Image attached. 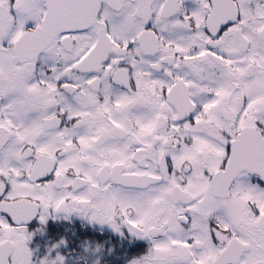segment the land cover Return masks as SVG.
<instances>
[{"label":"snow or ice","instance_id":"1","mask_svg":"<svg viewBox=\"0 0 264 264\" xmlns=\"http://www.w3.org/2000/svg\"><path fill=\"white\" fill-rule=\"evenodd\" d=\"M72 218L264 264V0H0V264H106Z\"/></svg>","mask_w":264,"mask_h":264},{"label":"rangeland","instance_id":"2","mask_svg":"<svg viewBox=\"0 0 264 264\" xmlns=\"http://www.w3.org/2000/svg\"><path fill=\"white\" fill-rule=\"evenodd\" d=\"M72 219L79 221L76 218H72ZM55 228H58V227L55 226L54 229ZM68 228H71V227H67L66 229H68ZM104 231H106V230H104ZM101 237H105V236H101ZM60 238H63L66 241V244L68 245V247H65L62 249V251L65 253H71L73 251V248L77 247L79 245V241L76 239V236L72 235V233L66 234V232H53V233H48L43 237H36L33 246L39 247L41 251H44L45 245L55 243L56 240L60 239ZM110 241L112 243L108 244V245L99 244L98 242H96V243L90 242V246L92 248H95L97 245H99L101 247V250L104 252V254H105V250H107L109 252V249H111V251L114 252V255H115L114 258L115 259L125 257L129 254L137 253L140 250H142V249H137L136 252H130L129 248L122 245L123 241L120 240L118 237L116 239H113ZM116 264H121V263L116 262Z\"/></svg>","mask_w":264,"mask_h":264},{"label":"trees","instance_id":"3","mask_svg":"<svg viewBox=\"0 0 264 264\" xmlns=\"http://www.w3.org/2000/svg\"><path fill=\"white\" fill-rule=\"evenodd\" d=\"M83 224L80 221H76V220H71V222H66V221H57L55 223V226L58 228H53L49 233H53V232H66V234H70V232L72 233V235L76 236V239L78 241H80L81 238L85 239V240H89V242H98L99 244H111L112 242L109 240V233L108 232H100L98 233L100 236L103 235L105 237H100L99 235H94V234H86L84 231L78 230V229H66L67 227H81ZM137 249L131 248L130 252H136ZM105 257H106V264H116V262H120L121 264L124 263V257L115 259L114 258V252H108L107 250H105Z\"/></svg>","mask_w":264,"mask_h":264},{"label":"flooded vegetation","instance_id":"4","mask_svg":"<svg viewBox=\"0 0 264 264\" xmlns=\"http://www.w3.org/2000/svg\"><path fill=\"white\" fill-rule=\"evenodd\" d=\"M72 220H74V219H72ZM70 229H78V230H81L82 229V231H84L86 234L91 233V234H94V235H99L98 234L99 231H101L102 233L103 232H107V231H102L99 228H92V227H88L86 225H82L81 227L75 226V227H71ZM108 233H109V239L113 240V239H116L118 237L120 240L123 241L122 245L125 246V247H127V248H129V250L131 248H134V249H142L145 246L142 241H136V240H133L131 238L122 239L121 237L116 236L115 234H112L110 232H108ZM101 236H103V235H101Z\"/></svg>","mask_w":264,"mask_h":264}]
</instances>
